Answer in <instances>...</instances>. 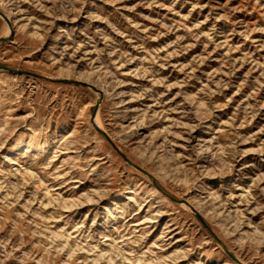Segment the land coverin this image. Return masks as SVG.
<instances>
[{
  "label": "rangeland",
  "instance_id": "374dc122",
  "mask_svg": "<svg viewBox=\"0 0 264 264\" xmlns=\"http://www.w3.org/2000/svg\"><path fill=\"white\" fill-rule=\"evenodd\" d=\"M0 264H264V0H0Z\"/></svg>",
  "mask_w": 264,
  "mask_h": 264
}]
</instances>
